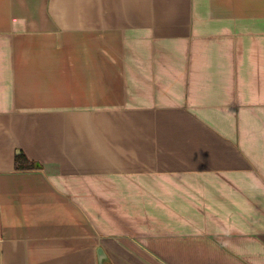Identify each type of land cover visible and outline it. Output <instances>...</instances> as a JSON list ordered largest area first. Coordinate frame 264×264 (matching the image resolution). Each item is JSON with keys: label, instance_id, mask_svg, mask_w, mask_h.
<instances>
[{"label": "crops", "instance_id": "1", "mask_svg": "<svg viewBox=\"0 0 264 264\" xmlns=\"http://www.w3.org/2000/svg\"><path fill=\"white\" fill-rule=\"evenodd\" d=\"M0 264H264V0H0Z\"/></svg>", "mask_w": 264, "mask_h": 264}, {"label": "trees", "instance_id": "2", "mask_svg": "<svg viewBox=\"0 0 264 264\" xmlns=\"http://www.w3.org/2000/svg\"><path fill=\"white\" fill-rule=\"evenodd\" d=\"M18 171H23L28 168H35V164L29 163L28 159L24 154H20L16 159Z\"/></svg>", "mask_w": 264, "mask_h": 264}, {"label": "water", "instance_id": "3", "mask_svg": "<svg viewBox=\"0 0 264 264\" xmlns=\"http://www.w3.org/2000/svg\"><path fill=\"white\" fill-rule=\"evenodd\" d=\"M38 165H36V167H37ZM101 255H102V257H103V252L101 251Z\"/></svg>", "mask_w": 264, "mask_h": 264}]
</instances>
